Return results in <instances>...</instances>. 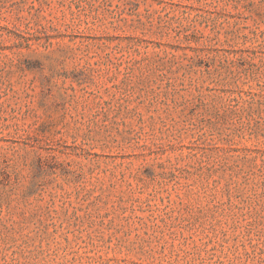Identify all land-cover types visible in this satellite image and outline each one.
Listing matches in <instances>:
<instances>
[{
	"label": "rangeland",
	"instance_id": "1",
	"mask_svg": "<svg viewBox=\"0 0 264 264\" xmlns=\"http://www.w3.org/2000/svg\"><path fill=\"white\" fill-rule=\"evenodd\" d=\"M0 264H264V0H0Z\"/></svg>",
	"mask_w": 264,
	"mask_h": 264
}]
</instances>
